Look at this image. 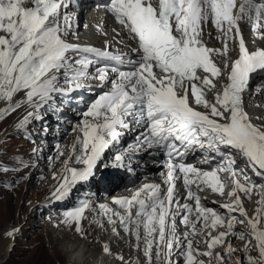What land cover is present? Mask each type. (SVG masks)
<instances>
[{
	"label": "snow or ice",
	"instance_id": "1",
	"mask_svg": "<svg viewBox=\"0 0 264 264\" xmlns=\"http://www.w3.org/2000/svg\"><path fill=\"white\" fill-rule=\"evenodd\" d=\"M72 3L0 0V103L5 105L0 106V121L24 109L14 128L30 139V124L43 120L44 111H56L57 97L91 89V81L107 88L79 113L78 122H69L74 142L63 161L62 174L53 173L59 179L53 198L64 199L74 186L93 178L98 166L107 167L106 151L117 148L135 124L143 131L134 143L114 153L111 166L131 171L135 155H163L159 164L166 169V190L160 184L146 183L130 197L113 198L123 212L100 203L93 223L102 227L100 217H106L119 235L118 221L124 233L134 236L136 247L143 242L147 264H181L174 255L183 264H245V259L246 264H264V184H256L248 172L264 180V126L252 123L243 100L251 74L264 71V48L250 51L240 28L242 21L249 22L253 30L264 27V0H110L107 11L136 45L128 46L127 52L69 42L73 17L67 9ZM209 23L223 37V50L204 42ZM233 32L238 38V56L229 62L228 42ZM216 55L225 56L223 68L228 70L227 82L219 88L214 80L221 77L222 69L214 61ZM210 92L214 93L212 100L208 99ZM190 96L205 110L192 106ZM197 150L203 154L199 164L214 166L204 169L186 162ZM56 151V159L64 155L58 144ZM30 166L19 161L21 168ZM9 170L0 157V173ZM177 181L187 191L184 203ZM229 182L228 202L220 206L225 213L202 203L199 192L205 187L225 195ZM254 189L260 195L259 207L249 217L241 194L250 198ZM92 209L93 202L86 197L63 213V223L74 225L83 235L82 221L86 210ZM193 214L194 221L190 219ZM177 216L180 223L190 225L183 238L177 235ZM238 224L247 231H237ZM16 231L7 235L13 237ZM194 236L204 237L206 251L193 247ZM229 237L245 241L243 247L226 243ZM218 246L222 252L213 251ZM237 251L244 257L236 256ZM103 252L110 254L108 245Z\"/></svg>",
	"mask_w": 264,
	"mask_h": 264
},
{
	"label": "bare ground",
	"instance_id": "2",
	"mask_svg": "<svg viewBox=\"0 0 264 264\" xmlns=\"http://www.w3.org/2000/svg\"><path fill=\"white\" fill-rule=\"evenodd\" d=\"M74 26V24H73ZM81 34V33H79ZM78 34V35H79ZM76 34H69L67 39L69 40L70 37H74ZM92 38H95L92 36ZM96 39V38H95ZM222 63L225 61V57L220 59ZM224 76V79L227 80V75L223 72L221 77L216 80L215 83H217V87H220V84L222 82V78ZM93 87L91 89H84V91L91 93L92 95L97 96L102 90H107V88L101 89L99 87H96L98 84V81H91L90 82ZM258 85V86H257ZM255 87L252 88V86H248V89L244 93V106L245 111L248 113L249 118L251 119L252 123L260 126H264V83L257 84ZM261 89L260 92L257 90ZM80 90L76 91L79 92ZM76 92L71 93L69 96L65 97V99H61L57 97V99L60 100V103H62L61 100H64V104L60 105L58 104V108L56 111H44V119L40 121H33L29 126V131L33 134L32 137L35 139V144H38L39 147L37 148V152H35V159H33V162L36 164V167L34 168L31 173L28 174V180L25 183V186L27 189H33L35 193L45 192V200L43 202V207L45 211H51L53 206L58 205V213L55 211V217L61 218V222L52 220V225L56 228V230H53L50 227L45 228L44 234L49 239L50 242L57 244L61 251L64 253H67L71 255L73 259V263L78 264H88L89 260L93 257L95 253V248L92 246V242L90 241V235H87L88 230H84V235L78 234L74 238H69L66 233H63V228L58 226V224H64L63 223V213L66 210L73 209L77 204L79 206L80 200L84 198H90L93 202V209L92 210H86L85 213V219H83V223L85 225H92L88 224V215L91 213H94L93 216L96 217L99 208L98 205L100 203H107L110 207L117 209L118 211L123 212L122 209L119 208L118 205H115L113 203V198L116 197H130L136 190H138L142 185L146 183L150 184H160L162 189L166 190L167 185L164 183L165 178L162 174H158L157 172L161 171L162 167L157 166L160 162L159 158H156L155 156H150L147 152H141L137 155H135L131 161L133 164V167H131L132 171L134 173L130 174V172H127L129 170H124V168H113L111 165L113 161H111L110 157L113 158L114 153L120 149L127 148L128 146H125L123 143H119L117 148H113L106 151L104 161H106L109 158L110 163H104L108 166L105 167L101 171V166H98L95 170V176L91 178L88 182L79 183L72 189L71 193L66 196L62 200H55L52 196V192L55 190L56 186L59 183V179L53 178V173L62 174V168H63V161L68 158V155L71 150V145L74 142V136L75 134L69 130L71 128V122L72 124L78 122L80 120L79 113L85 110L90 102H80V93L77 98H74V94ZM22 95V94H21ZM19 98V96L17 97ZM214 98V93H208V99L212 100ZM72 100V102H66V100ZM94 101V100H93ZM190 101L192 102V106L196 107L197 110L204 111L202 106H196L194 104V99L190 96ZM92 102V101H91ZM1 106H5L4 104L0 103ZM24 114V109L17 110L16 112L12 113L8 116L7 122L4 125V128L1 132V136L3 137L12 134L14 132H17L14 128V123L18 120L19 117H21ZM55 115L56 118L52 119V116ZM33 125V126H32ZM46 126V128H45ZM30 127H34V129L30 130ZM49 127H51V130H49ZM42 128V129H41ZM129 131V130H128ZM140 130H138L134 135H129L127 138H125V141L130 144L132 141L136 140L137 135L139 134ZM52 135L55 137H52ZM45 136V137H44ZM67 136V137H66ZM44 137V138H43ZM60 137L58 140L57 138ZM60 145V147L63 149L64 155L59 156L60 160L56 161V157L58 156V153L56 151V145ZM49 157H53L52 161H49ZM127 164V161L125 162ZM76 166V165H73ZM249 175L252 177V179L256 182V184H264V180H262L259 177L253 176L255 175L250 169L248 170ZM140 173V177L137 179V175ZM101 178V180H99ZM133 179V182H131ZM135 180V181H134ZM137 180V181H136ZM128 183V184H126ZM183 184L180 183V181H177V188H178V194L180 198V202L182 203V199L186 197V191L183 188ZM195 189V186H193ZM231 183L229 182L227 186L225 187V195H221L219 193H214L209 188H204L203 191L199 192V195L202 198V201L204 199V205L206 207H211L213 209H216L222 213H225L226 210L222 209L220 206L223 204L215 199L212 198V195H216L220 198L227 199L228 197L226 193L231 190ZM83 188L81 190V193H77L79 189ZM241 197L245 203V208L248 213L249 217H252L255 215L256 209L259 207L258 200L260 198L259 193L256 189L253 190V193L251 194L250 198H245L243 194H241ZM185 202V200H184ZM183 202V203H184ZM194 201H189V203ZM67 204V206H71L70 208L66 207H60L61 204ZM40 207H38L39 209ZM37 208H33L29 213L30 215H27L26 220L29 222L31 219L36 218L39 220V213L40 210ZM37 210V215H33L34 211ZM22 211V210H21ZM180 219V216H178ZM227 219V217H225ZM191 220H195V215L193 214L190 217ZM92 220V219H91ZM20 221V220H19ZM100 221L102 223V227L99 225V232L97 235L96 245L101 244V248L105 245V243H102V238L105 234H107L108 228L112 229V225L107 224L106 217L101 216ZM93 223V221H92ZM94 224V223H93ZM93 226V225H92ZM117 232H119V235L115 233V237L112 240L111 248L110 250H115L117 248L123 249L122 256L124 257V254L133 255L134 258H136V264L138 262L146 261V258L144 256L143 252V242H141L140 247H136V241L134 236H131L130 234L124 233L123 229L119 226V222L117 221L116 224ZM201 225L197 223V228H200ZM5 228V227H4ZM3 228V229H4ZM0 230V249L3 250L4 253L8 254L11 249L13 248V245L16 242V237L20 233V224H9L4 230ZM17 230L13 237H9L7 233L11 230ZM84 229V227H83ZM190 225H185L184 227L181 225L180 221L177 223V235H179L181 238H183L184 234L186 232H190ZM224 230V229H219ZM237 231H247L244 225H237L236 226ZM113 231H111L112 233ZM216 234V231H213V235ZM94 238V237H93ZM111 238V235L109 233V236L106 237V239L109 241ZM194 241L193 247L197 248L199 251L203 252L206 251V244L203 243V236H194L191 237ZM63 239L65 242H62ZM62 240V241H59ZM85 241V244L82 246L81 241ZM106 240V241H107ZM196 241H201V243L197 244ZM231 242L234 247L237 249H240L243 247L245 241H240L238 238L229 237L226 241ZM87 246V248H85ZM175 251V249H174ZM214 252H222V247L218 246L213 250ZM240 251H237L235 253L236 256H239ZM120 255H116L114 259V263L112 264H128V258L127 259H119ZM174 260H180L181 264H183V261L181 258L177 255H174ZM198 259H204L205 261L208 260V257H198ZM95 264V263H94ZM98 264H104L98 263Z\"/></svg>",
	"mask_w": 264,
	"mask_h": 264
},
{
	"label": "rangeland",
	"instance_id": "3",
	"mask_svg": "<svg viewBox=\"0 0 264 264\" xmlns=\"http://www.w3.org/2000/svg\"><path fill=\"white\" fill-rule=\"evenodd\" d=\"M58 101L60 100L56 99V105L60 103H58ZM54 117L55 115L52 116V119H54ZM7 119L8 117L3 121H0V134L7 122ZM32 129H34V127H30V130ZM49 130H51V127H49ZM69 130H71V128H69ZM52 137H55V135H52ZM57 139L59 140L60 137ZM38 147L39 145L35 144V139H33V137L26 139L23 133L14 132L5 137L0 135V157L7 162V166L10 169L5 173H0V230L4 227L6 228L9 224H20V233L16 237V242L11 251L6 254L2 249H0V264H78L73 263L71 255L61 251L59 246L50 242L44 234L46 232H44V230L47 227L52 229L54 228L53 230H56L54 225H52V220L59 222L62 221L61 218L55 217V211L58 213L59 206H53L49 212L45 211V207H43L45 192L35 193L33 189H27L25 186V183L28 180V174L36 167V164L33 162L35 154L32 150L34 148L37 149ZM110 159L113 161V158L110 157ZM21 160L25 164H30L31 166L24 168L19 167V161ZM59 160L60 158L56 159V161ZM104 163H110L109 158L104 161ZM104 168L105 167H101V171ZM124 170L127 171L126 168H124ZM127 172L134 173L132 170ZM140 176V173H138L137 179ZM99 180H101V178H99ZM81 190H83V188L79 189L77 193H81ZM38 207L40 208L38 209ZM60 207H66L67 209L71 206H67V204L62 203ZM33 208L40 210L39 220L33 218L28 222L26 217L27 215H30L29 212ZM37 214V210H35L33 215ZM93 214L94 213L88 215V224H92L93 226L85 225L83 221L82 226L84 227V230H88L87 235H90L92 246H94L97 250L101 247V244L96 245L99 224L92 223L94 218ZM58 226L63 228L60 231L66 233L69 238H74L78 235L75 231L74 225L60 223ZM108 231L109 228L107 230V234ZM83 235L86 236L85 233ZM65 240L63 239V241H59L65 242ZM117 249L115 250H117L118 253V251H120L119 249L122 248L119 247ZM239 254L240 257H244L242 252H239ZM251 254L256 255V251L252 250ZM124 258H128V264L137 263L136 258H134L131 254H124ZM138 264H147V261L138 262Z\"/></svg>",
	"mask_w": 264,
	"mask_h": 264
}]
</instances>
